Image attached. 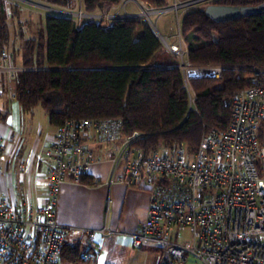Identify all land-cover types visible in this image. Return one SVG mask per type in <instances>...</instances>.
I'll return each mask as SVG.
<instances>
[{
    "label": "built area",
    "instance_id": "built-area-1",
    "mask_svg": "<svg viewBox=\"0 0 264 264\" xmlns=\"http://www.w3.org/2000/svg\"><path fill=\"white\" fill-rule=\"evenodd\" d=\"M130 1L134 0L125 2ZM212 1L183 0L170 10ZM64 12L77 17V23L94 15L84 11L83 0ZM129 17L139 16L130 13ZM166 47L181 61L195 110L189 79L218 77L224 67L192 65L182 43L167 41ZM14 59L8 50H0V71L11 81L25 69ZM252 71L249 86L231 98L229 126L205 134L194 152L184 142L146 152L138 145L145 134H125L117 119L67 120L44 152L48 167L38 173L46 195L42 203L14 205L0 195V264H91L96 236L119 231L108 225L94 229L59 223L58 199L64 183L82 184V175L92 165L108 159L112 162L109 184L146 189L150 194L146 219L129 235L135 248L157 246L158 264H186L188 254L206 264H264V67ZM5 159L6 147L1 143L0 164ZM185 231L189 236H184Z\"/></svg>",
    "mask_w": 264,
    "mask_h": 264
},
{
    "label": "trees",
    "instance_id": "trees-1",
    "mask_svg": "<svg viewBox=\"0 0 264 264\" xmlns=\"http://www.w3.org/2000/svg\"><path fill=\"white\" fill-rule=\"evenodd\" d=\"M45 1L64 8L74 7L76 2ZM123 1L83 0V8L90 14H107ZM141 1L154 8L170 5L169 0ZM262 2L213 0L211 4L251 6ZM206 7L188 9L179 23L192 65L224 67L218 77L189 79L196 96L195 110L179 57L140 17L116 19L103 26L95 20L78 25L70 16L46 15L45 29L21 48L25 69L12 81L14 99L26 112L41 106L56 127L70 119H117L125 134H145L138 145L146 152L174 148L182 142L194 152L205 134L229 126L231 98L249 86L253 75L246 68L264 67V16L217 22ZM9 14L7 0H0V50L9 45ZM11 53L17 64L20 52ZM6 112L0 111V119ZM98 182L89 173L81 177L82 184Z\"/></svg>",
    "mask_w": 264,
    "mask_h": 264
},
{
    "label": "crops",
    "instance_id": "crops-1",
    "mask_svg": "<svg viewBox=\"0 0 264 264\" xmlns=\"http://www.w3.org/2000/svg\"><path fill=\"white\" fill-rule=\"evenodd\" d=\"M0 88L3 93L0 111H7L4 119H0V144L4 143L6 147V159L0 164V195H5V187H8L14 197L17 196V204L42 203L46 195L38 173L48 167L44 152L59 127L51 124L53 127L46 130L38 127L37 136L27 144V138L23 136L27 112L14 99L13 82L3 71H0ZM111 168L109 159L90 167L88 173L99 180L96 185L72 182L62 185L57 207L58 222L94 229L108 225L119 231L111 236H96L91 264H158L159 248L152 244L135 248L129 235L138 231L146 219L150 194L146 189L121 183L109 184Z\"/></svg>",
    "mask_w": 264,
    "mask_h": 264
},
{
    "label": "rangeland",
    "instance_id": "rangeland-1",
    "mask_svg": "<svg viewBox=\"0 0 264 264\" xmlns=\"http://www.w3.org/2000/svg\"><path fill=\"white\" fill-rule=\"evenodd\" d=\"M125 1L126 0L117 5L107 14L98 11L93 13L94 15L89 19H78V23L82 24L87 20H95L97 22H101L103 26H109L113 20L129 17L130 13H132L138 15L143 20L152 23V27L160 32L166 38L168 43L179 45L182 43L183 48L186 49L179 33V23L183 14L188 9L203 6V4H198L192 7L183 6L178 9L174 8V10H170L175 7L176 2L180 3L183 0H169L170 5L167 8H154L141 0H134L127 3ZM7 4L10 12L8 17L10 39L6 50L9 52H13L14 50L20 52L17 54V65H21L22 63L21 50L23 51V49L21 48L23 47L25 41L29 38L36 37L40 29H45L46 15L56 13L70 16L74 19L77 18L73 15H69L67 12H64L68 11V8L48 3L45 0H7ZM46 6L56 10L47 8ZM143 11H145L146 14H143ZM262 16H264V14L257 15L258 19H262ZM246 69L252 71L253 67H247ZM25 120L23 136L27 138V144H29L37 136L38 127L42 126L43 130L53 127L49 123V117L46 110L41 106H37L33 110L27 112ZM92 144L95 149H99L100 146L97 142L96 144L95 142ZM5 191L8 202L14 205L17 204L18 198L17 196L14 197L10 188L5 187ZM183 234L184 236H189L186 231ZM186 264L206 263L196 256L188 254Z\"/></svg>",
    "mask_w": 264,
    "mask_h": 264
},
{
    "label": "water",
    "instance_id": "water-1",
    "mask_svg": "<svg viewBox=\"0 0 264 264\" xmlns=\"http://www.w3.org/2000/svg\"><path fill=\"white\" fill-rule=\"evenodd\" d=\"M206 12L217 22H226L235 19L264 14V2L258 5H251V6H228V5H220V4H209L206 7ZM150 24L152 25V23ZM154 30L157 32L161 41L165 45H167L166 38L155 28Z\"/></svg>",
    "mask_w": 264,
    "mask_h": 264
},
{
    "label": "bare ground",
    "instance_id": "bare-ground-1",
    "mask_svg": "<svg viewBox=\"0 0 264 264\" xmlns=\"http://www.w3.org/2000/svg\"><path fill=\"white\" fill-rule=\"evenodd\" d=\"M197 70L190 68V73H196Z\"/></svg>",
    "mask_w": 264,
    "mask_h": 264
}]
</instances>
